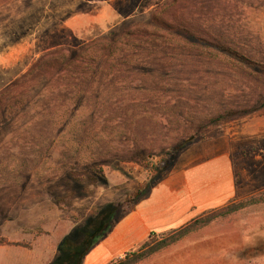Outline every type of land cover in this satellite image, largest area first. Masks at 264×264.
Here are the masks:
<instances>
[{
	"label": "rangeland",
	"instance_id": "374dc122",
	"mask_svg": "<svg viewBox=\"0 0 264 264\" xmlns=\"http://www.w3.org/2000/svg\"><path fill=\"white\" fill-rule=\"evenodd\" d=\"M83 17L107 31L74 33ZM222 154L229 201L264 193V0H0V238L30 246H0V264H67L111 214L81 259L109 264L220 208L103 251L155 187ZM140 264H264V203Z\"/></svg>",
	"mask_w": 264,
	"mask_h": 264
},
{
	"label": "crops",
	"instance_id": "0c3cea01",
	"mask_svg": "<svg viewBox=\"0 0 264 264\" xmlns=\"http://www.w3.org/2000/svg\"><path fill=\"white\" fill-rule=\"evenodd\" d=\"M99 21V18L94 17L76 18L68 23V27L74 33L86 32L91 37L107 31L101 32L98 28L97 32L94 26L100 25ZM234 193V176L227 154L190 167L155 187L148 202L133 213L131 222L116 229L106 244L107 251H103L108 256L124 244L143 236L154 226L177 227V223L186 218L192 207L202 211L218 208L232 199Z\"/></svg>",
	"mask_w": 264,
	"mask_h": 264
},
{
	"label": "trees",
	"instance_id": "16d2710c",
	"mask_svg": "<svg viewBox=\"0 0 264 264\" xmlns=\"http://www.w3.org/2000/svg\"><path fill=\"white\" fill-rule=\"evenodd\" d=\"M104 42L105 41L101 39H96L91 43L87 44L85 46V49H88L90 46H97L101 43L104 44ZM200 49L206 51L210 57L218 60L229 62L231 61V59H233L231 58L232 56L228 54L229 51L223 48L220 49L218 47L205 44V46H202ZM172 153V155L175 156V152ZM138 197L137 201L135 200L136 202L139 201ZM262 203H264V193H261L257 196H251L248 199L240 202H237L235 200L229 201L226 205L218 209L202 213L196 219L186 223L185 225L181 226L176 230H171L162 235L151 233L147 237V239L139 246L125 253L122 257L111 261L109 264H140L141 262L147 260L148 258L159 253L160 251L171 247L172 245L188 237L189 235L196 233L202 230L203 228L209 226L213 222L228 218L231 215L236 214L250 206ZM131 211L132 210L128 211V213H130ZM110 216L111 214L102 215L99 220L94 223L93 226H91L89 229H87V231H85L84 238L79 243L70 248V253L68 256L69 259L67 264H70V262L71 264H82L81 259L84 257L85 254H87L91 250V247H93L95 242L102 239L105 235L110 234ZM4 245L24 247L28 249L30 248V246L21 243H8L6 239L0 238V246Z\"/></svg>",
	"mask_w": 264,
	"mask_h": 264
}]
</instances>
